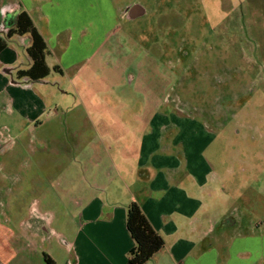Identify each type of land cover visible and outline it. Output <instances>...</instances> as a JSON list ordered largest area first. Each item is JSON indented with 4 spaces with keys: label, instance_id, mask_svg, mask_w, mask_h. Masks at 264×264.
<instances>
[{
    "label": "crops",
    "instance_id": "1",
    "mask_svg": "<svg viewBox=\"0 0 264 264\" xmlns=\"http://www.w3.org/2000/svg\"><path fill=\"white\" fill-rule=\"evenodd\" d=\"M20 11L42 36L50 71L17 79L30 66L26 37L0 50V264H46L43 253L55 264H125L130 203L164 241L144 264H264L259 176L249 192L229 193V164L204 157L223 123L122 92L102 111L95 94H82L120 39V18L145 9L133 0H0V38ZM133 56L127 82L112 89L131 85Z\"/></svg>",
    "mask_w": 264,
    "mask_h": 264
},
{
    "label": "rangeland",
    "instance_id": "2",
    "mask_svg": "<svg viewBox=\"0 0 264 264\" xmlns=\"http://www.w3.org/2000/svg\"><path fill=\"white\" fill-rule=\"evenodd\" d=\"M133 1L145 14L120 18V39L109 42L84 98L95 94L102 111L112 93L165 99L166 109L209 118L214 128L223 123L204 157L229 164V193L249 192L255 176L264 193V0ZM130 52L132 83L114 90L128 80ZM75 97L69 90L67 102ZM241 161L250 166L238 168Z\"/></svg>",
    "mask_w": 264,
    "mask_h": 264
},
{
    "label": "trees",
    "instance_id": "3",
    "mask_svg": "<svg viewBox=\"0 0 264 264\" xmlns=\"http://www.w3.org/2000/svg\"><path fill=\"white\" fill-rule=\"evenodd\" d=\"M12 36L26 37L29 40L25 53L30 66L26 70L18 71L17 79L25 83L44 79L50 71L46 64L48 50L42 36L25 11H20L17 14L14 26L7 30L4 38H0V50L5 47L7 40ZM53 70L58 72L56 67ZM126 228L134 245L128 253L125 264H144L163 247L162 237L152 228L136 203H130L127 206ZM43 259L46 264H55L45 253H43Z\"/></svg>",
    "mask_w": 264,
    "mask_h": 264
}]
</instances>
